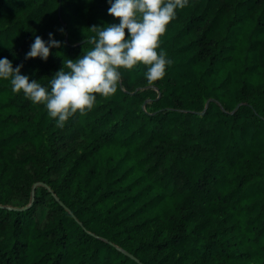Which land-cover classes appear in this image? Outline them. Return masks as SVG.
<instances>
[{
	"label": "trees",
	"instance_id": "1",
	"mask_svg": "<svg viewBox=\"0 0 264 264\" xmlns=\"http://www.w3.org/2000/svg\"><path fill=\"white\" fill-rule=\"evenodd\" d=\"M109 7L0 0V57L47 84ZM176 11L164 77L121 69L63 126L0 80V264H264V0ZM50 32L60 47L26 59Z\"/></svg>",
	"mask_w": 264,
	"mask_h": 264
},
{
	"label": "clouds",
	"instance_id": "2",
	"mask_svg": "<svg viewBox=\"0 0 264 264\" xmlns=\"http://www.w3.org/2000/svg\"><path fill=\"white\" fill-rule=\"evenodd\" d=\"M108 13L118 23L92 26L95 32L90 50L77 58L63 59L47 84L21 73L23 65L13 67L7 57H0V80L10 82L13 93L23 92L34 104L43 103L49 117L63 126L78 111L90 110L97 94L109 97L117 91L121 69L144 65L143 73L151 83L164 77L172 63L160 37L167 25L184 8L188 0H107ZM127 30V34L126 31ZM63 32V29H60ZM61 41L48 34V40L34 34L25 58L47 60L50 49L59 48Z\"/></svg>",
	"mask_w": 264,
	"mask_h": 264
}]
</instances>
